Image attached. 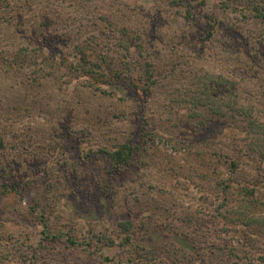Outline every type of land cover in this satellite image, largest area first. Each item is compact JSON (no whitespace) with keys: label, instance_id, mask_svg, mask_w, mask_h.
Instances as JSON below:
<instances>
[{"label":"rangeland","instance_id":"1","mask_svg":"<svg viewBox=\"0 0 264 264\" xmlns=\"http://www.w3.org/2000/svg\"><path fill=\"white\" fill-rule=\"evenodd\" d=\"M78 46L116 70L141 54L126 72L148 93L93 90L66 67ZM0 50V264H264L261 167L239 164L254 208L214 196L232 146L264 149V0H0ZM16 52L21 67L3 63ZM130 137L131 164L111 171L105 145ZM229 205L250 227L225 225Z\"/></svg>","mask_w":264,"mask_h":264},{"label":"trees","instance_id":"2","mask_svg":"<svg viewBox=\"0 0 264 264\" xmlns=\"http://www.w3.org/2000/svg\"><path fill=\"white\" fill-rule=\"evenodd\" d=\"M187 13L188 14L185 15V18L186 19L191 18L188 16L189 11H187ZM118 32L122 33L123 29L119 28ZM84 43L87 44L89 48V53L91 52V55L93 57H97L98 56V51H97L98 42L87 40V41H84ZM119 45H121L120 41H119ZM23 47H25V45L21 46L20 48L24 50L25 48ZM77 50L79 53L77 60L74 61V63L72 62L67 63L66 67L70 70V72H75L76 75L79 77L81 75H86L87 85L91 87L93 90H98L102 93L110 94V92H107V90L101 88V85L106 84V83L114 85V82L116 80H121L128 87H131L134 89L139 88L143 92L144 95L148 93V85L151 82L146 84L142 82L143 80H138L140 78H136L137 80L135 81L134 77L129 76V74L131 73V69H134L133 68L134 65L139 64V66L141 67L148 65L147 62H143L146 60L143 58V56H141V54H138V56L131 55L132 53H130L129 49L127 48L126 54L123 55V58H124L123 66L124 67L122 70L120 69L116 70L115 68H111L110 62H108V60L106 59L107 57L106 53H102L100 57L101 61L96 62V61H91L90 54H88L86 50H84L80 46L77 47ZM3 53H4V50H0V61H1L0 65L3 66L4 70H8L10 68H5L4 64H2V58L5 57V54ZM13 60L14 61L3 60V63H7L8 65H11V66L16 64L15 66L21 67V60H23L22 53L16 52ZM126 70L128 71L129 74L126 72ZM145 72L149 74L148 70H145ZM139 81L140 83H144V84H139ZM114 86L116 87V84ZM152 126L154 129L159 128V125L155 122L152 124ZM227 126L230 127L231 124L227 123ZM142 128L143 127L141 126V129ZM153 128H148V130L153 131ZM145 133L146 134L149 133L150 141H152L154 134H152L151 132H145ZM157 135H160V134H157ZM1 142H2V139H0V143ZM249 142H250V136L247 137L246 142H244L243 145L238 144L239 146H236V147L232 146L234 147L232 148V152L226 155L230 158L228 166H227L228 174L225 176V178H223L224 180L222 182L223 187L221 189H217L214 191V196L216 198L221 196V202H220L221 205H226L228 204L229 201L230 202L234 201L238 203L237 205L238 208H241L242 206H250L254 208L256 206L257 201H254L253 199V196H255V192H254L255 188L253 187L254 185L252 184L250 179L248 178L246 179L245 177H239L241 176L239 164L241 162L245 164H253L255 169L261 167V170H252V173L249 175L255 181H258L260 179L264 181V149L261 148V146L257 148L256 146L251 145ZM105 147L106 148L103 151V154L105 155V158L109 160L110 162L111 171H119L121 169H125L127 166L131 164V160L136 154L137 142L136 144H134V141L130 137L125 142H122L119 145H115V146L112 145L110 147L105 145ZM213 152L215 154L218 153L216 151H213ZM201 154H204V155L209 154L208 155L209 158H213L214 156V154L209 152V150H205ZM198 156H202V155H198ZM0 164H2L1 161H0ZM1 167L2 168H0V170H5L4 166H1ZM169 168L173 169V166L170 165ZM214 169H216V165L213 164L212 171H214ZM7 186L8 185L6 184L3 186L4 188L3 192L7 191ZM216 201H219V200H216ZM261 203L263 204V207H264V198L262 199ZM233 207H234L233 205L227 206V208H230V210L228 211V216L230 220L228 222H225V225L227 224H230L232 226L247 225V223L241 220L240 218H236L235 220H232L230 215H231V211ZM217 209L219 210V207H217ZM146 211L153 215V213L155 212V208L147 207ZM214 217H216V215ZM44 219H45L44 216H41L42 234L45 238H48V235H49L48 226L45 223ZM197 223L200 226L201 224H203V222L199 220L195 221V225ZM199 225H197V227ZM247 226L250 227L249 225ZM117 227H118L117 234L119 232L120 233L126 232L127 234L126 237L124 238V242L122 241V243L125 244L126 242H131L132 241L131 235L132 233H134L135 227H137L133 219L132 218L125 219L124 221L119 222ZM63 231H66V230H63ZM67 236H68L67 240L70 243H73L74 240L69 235ZM130 237H131V241L129 239ZM188 240L191 242L189 246L193 249L194 248L193 241L190 239ZM108 241L110 244H113V241L111 240V238H109ZM232 248L233 247H231V249ZM142 255H143L142 257L146 256L145 260H149L151 258V256H148L145 254H142Z\"/></svg>","mask_w":264,"mask_h":264}]
</instances>
